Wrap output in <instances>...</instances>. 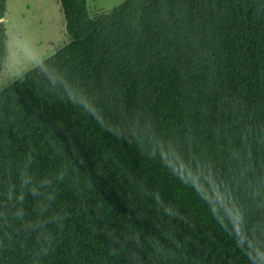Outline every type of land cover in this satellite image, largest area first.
Returning a JSON list of instances; mask_svg holds the SVG:
<instances>
[{
	"label": "trees",
	"instance_id": "1",
	"mask_svg": "<svg viewBox=\"0 0 264 264\" xmlns=\"http://www.w3.org/2000/svg\"><path fill=\"white\" fill-rule=\"evenodd\" d=\"M59 2L0 89V264H264V0Z\"/></svg>",
	"mask_w": 264,
	"mask_h": 264
},
{
	"label": "rangeland",
	"instance_id": "2",
	"mask_svg": "<svg viewBox=\"0 0 264 264\" xmlns=\"http://www.w3.org/2000/svg\"><path fill=\"white\" fill-rule=\"evenodd\" d=\"M123 0H88L92 17L110 11ZM7 55L0 89L10 85L69 42L59 0H7L3 19Z\"/></svg>",
	"mask_w": 264,
	"mask_h": 264
}]
</instances>
